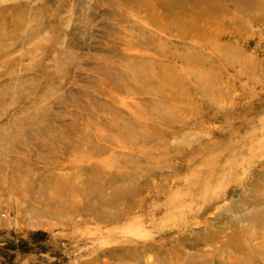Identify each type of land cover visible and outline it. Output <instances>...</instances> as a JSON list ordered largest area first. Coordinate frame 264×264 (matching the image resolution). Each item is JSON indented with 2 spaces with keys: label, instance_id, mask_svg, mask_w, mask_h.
I'll return each mask as SVG.
<instances>
[{
  "label": "rangeland",
  "instance_id": "obj_1",
  "mask_svg": "<svg viewBox=\"0 0 264 264\" xmlns=\"http://www.w3.org/2000/svg\"><path fill=\"white\" fill-rule=\"evenodd\" d=\"M258 223L264 0H0V264H264Z\"/></svg>",
  "mask_w": 264,
  "mask_h": 264
},
{
  "label": "bare ground",
  "instance_id": "obj_2",
  "mask_svg": "<svg viewBox=\"0 0 264 264\" xmlns=\"http://www.w3.org/2000/svg\"><path fill=\"white\" fill-rule=\"evenodd\" d=\"M209 1V0H208ZM206 3V2H205ZM209 4V3H208ZM212 4V3H211ZM254 201V200H253ZM240 207V206H239ZM263 209V208H262ZM261 219V218H260ZM262 224V223H261ZM260 223H258L257 225L259 226V230L258 232H255V235L248 238L247 239L244 238L245 242L241 243L240 241H238L235 238H230L232 240H229L226 245H225V249L227 248H233V250L236 253H241L242 255L244 254L245 259L247 260H252L255 255H257L258 253L261 254L264 257V226H261ZM253 226V225H252ZM255 226V223H254ZM253 226V227H254ZM236 227V226H235ZM257 228V226H256ZM241 230V229H240ZM238 233V231H237ZM253 243V244H252ZM222 250V249H221ZM233 252V251H232ZM237 258V257H236ZM240 259V258H239ZM263 259V258H262ZM238 260V259H237ZM241 261V260H240ZM237 262V261H236ZM244 262V261H243ZM242 262V263H243ZM239 263V262H238ZM247 263V262H245Z\"/></svg>",
  "mask_w": 264,
  "mask_h": 264
}]
</instances>
